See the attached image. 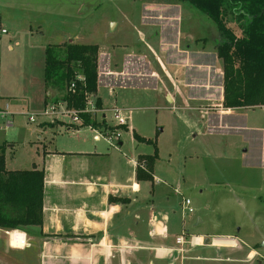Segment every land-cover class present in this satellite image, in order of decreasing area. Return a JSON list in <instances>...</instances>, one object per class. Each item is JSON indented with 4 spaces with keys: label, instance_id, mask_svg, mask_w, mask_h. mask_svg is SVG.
Wrapping results in <instances>:
<instances>
[{
    "label": "rangeland",
    "instance_id": "rangeland-1",
    "mask_svg": "<svg viewBox=\"0 0 264 264\" xmlns=\"http://www.w3.org/2000/svg\"><path fill=\"white\" fill-rule=\"evenodd\" d=\"M171 4L178 7L166 10V7H172ZM179 5L178 2L159 0H0V106L7 103L14 113L13 126L0 131V153L4 155L5 168L30 167L42 122L51 121L47 123L49 128L57 123L56 120L71 122L67 115L43 114L45 108L39 84L42 83L44 49L47 45L69 43V39L78 34L92 44L124 42L128 48L135 46L142 49L140 34L148 32V28L142 25L149 26V21L144 23L142 19H155L151 20L152 23L159 25L156 13L150 12L153 9L164 15L170 14L171 10L192 9L194 14L213 25L204 13L190 4ZM188 15L183 16L185 30L190 28V23L186 21ZM116 23L117 26L114 25ZM226 25L236 36L241 35L231 18H227ZM1 29L6 32L1 33ZM218 35L216 32L217 43ZM205 38L211 41V52L216 55V45L209 31ZM15 41L18 43L14 44ZM9 45L12 49L8 48ZM193 58L219 66L211 55H195ZM222 70L223 67H218L219 72L222 73ZM49 93L53 98L48 102L57 104L63 101L66 89H55ZM93 95L89 97L95 102ZM97 95L102 107L108 109L163 105L162 100L150 90L117 89L114 94L112 89L99 85ZM202 98L201 95L195 96L189 104L205 107V117H196L194 112L195 117L187 119V122L182 118L177 120L179 112L164 115L160 110L141 109L131 113V121L142 124L145 134L150 131L148 126L153 124L156 114L160 122L157 129L161 125L165 127L159 141L160 159L155 161V174L165 192L161 203L163 212L175 220L171 239L183 223V229L189 236L202 235L219 247L234 245L233 239L222 238L228 236L244 247V251L237 253L222 252V257L243 260L247 250L253 248L257 253L240 264H264V105L217 110L214 107L220 106ZM29 116L34 118V122L27 120ZM111 116L108 111V119ZM92 118L95 119L94 115ZM78 130L74 134L58 133L54 145L57 148H74L72 146L77 145L75 140L92 142L93 132L88 126H79ZM73 135L74 138H71ZM121 137L124 152L131 155L134 144L131 143L130 133L123 131ZM151 140L153 144L144 149L151 151L154 137ZM113 142L117 145V141ZM99 144L105 143L102 141ZM182 198L189 199L193 208V212L184 218L181 216ZM184 230L181 233L186 234ZM195 241L205 244L200 238ZM195 251L191 249L192 254H196Z\"/></svg>",
    "mask_w": 264,
    "mask_h": 264
},
{
    "label": "crops",
    "instance_id": "crops-1",
    "mask_svg": "<svg viewBox=\"0 0 264 264\" xmlns=\"http://www.w3.org/2000/svg\"><path fill=\"white\" fill-rule=\"evenodd\" d=\"M178 4L184 5L182 2ZM171 6L166 7V10L178 7ZM150 12L156 13L159 25L152 23L151 20L155 19H142L144 23L149 21V26L142 25L148 28L147 33L140 34L142 49L135 46L128 48L124 42L109 45L93 43L97 45V89L99 85H104L112 89L114 94L117 89L150 90L162 100L163 105L151 108L112 107L120 110L125 117L124 126L127 128L118 129L119 138L115 146L104 140L95 141L92 137V142L87 143L75 140L77 145L72 146L74 148H57L54 145L55 135L61 132L74 134L81 125L56 120L57 123L49 128L47 123L51 121L42 122L35 142L36 154L30 167L6 168L43 171L42 221L40 225L0 227V264H240L257 253L255 249L249 248L243 260L222 257V252L237 253L244 251V247L228 236L222 238L233 239L234 245L219 247L210 241L201 245L195 239L200 238L204 242L206 238L202 235H193V243H186L183 252H180L175 239L184 230L183 223L180 231L175 232L174 239H171L175 220L163 212L161 203L165 192L155 174V164L160 159L159 141L165 127L161 125L157 129L160 122L156 114L152 125L149 121L150 131L145 134L142 124L131 121L132 111L153 109L160 110L162 114L179 112L177 120L182 118L187 122V119L192 120L195 116L205 117V107L189 104V100L198 95L203 97L201 100L213 101L220 106L214 107L217 110L240 108L222 107L223 74L218 71L222 61L217 53L214 55L211 52V41L205 38L209 31L212 42L217 45L215 26L194 14L192 9L171 10L170 14L165 15L158 9ZM186 14H190L186 16V21L190 23L189 30H185L183 25V16ZM114 25L117 26V23ZM63 43L66 42L60 44ZM69 43L92 44L80 35L78 37V34L69 39ZM8 48L12 49V45ZM195 55H211L213 60L215 58L219 62V66L196 60L193 58ZM39 91L43 102L46 96L45 107L49 103L48 99L53 98L49 91L55 89H45L42 77ZM92 98H99L97 90ZM112 108H103L100 101L99 111L94 114L95 120H105L115 125V121L107 117ZM211 126L214 127V123ZM89 129L94 136V131ZM123 131L130 133L131 143L134 144L131 155L124 152ZM133 132L144 139H155L158 158L153 166L151 181L137 179L136 166L138 157L151 155L154 148L151 151L144 149L150 144L137 142ZM102 141L104 145L99 144ZM184 231L188 239L189 235ZM13 233L21 234L24 242L13 239ZM191 249H196V254H192Z\"/></svg>",
    "mask_w": 264,
    "mask_h": 264
},
{
    "label": "trees",
    "instance_id": "trees-1",
    "mask_svg": "<svg viewBox=\"0 0 264 264\" xmlns=\"http://www.w3.org/2000/svg\"><path fill=\"white\" fill-rule=\"evenodd\" d=\"M159 1L190 4L204 13L217 29L216 53L223 67L222 107L242 109L264 105V0ZM228 17L240 30V36L226 25ZM76 73L81 74L84 80H76L75 90L71 93L67 87ZM43 82L45 89H66L63 100L68 108L81 110L78 113L81 126L91 129L104 127L111 132L126 127H109L105 120L98 122L92 118L93 115L82 111L86 96L95 94L97 90L96 44L47 45L44 49ZM95 106L100 108L98 98ZM132 135L137 142L153 144L152 140L134 132ZM153 148L151 155L137 159L136 177L139 180H152L153 166L158 158L155 143ZM43 177V171L37 169L7 170L4 155L0 153V227L41 224Z\"/></svg>",
    "mask_w": 264,
    "mask_h": 264
},
{
    "label": "built area",
    "instance_id": "built-area-1",
    "mask_svg": "<svg viewBox=\"0 0 264 264\" xmlns=\"http://www.w3.org/2000/svg\"><path fill=\"white\" fill-rule=\"evenodd\" d=\"M6 31L4 29L1 30V33H5ZM83 82V76L79 73L75 74V77L73 80L70 81L67 91L74 92L75 90V81ZM85 108L82 110L83 112L89 113L91 115H94L97 111H99V108L95 106V102L91 100L89 95L86 96L85 100ZM43 114L44 115H50V116H57V115H67L70 117L71 122L70 123H78L81 124V120L78 116V113L81 110H75L73 108H68L66 105V102L63 100L61 102L55 103H49L44 107ZM264 111V109H263ZM111 112V121H115V125H111L108 122L106 124L109 127L114 126H124L126 124V119L121 115L120 110L116 108L110 109ZM13 115L14 113L11 111L9 105L7 103H4L0 106V131H5L6 129H9L13 126ZM29 122H34V118L32 116H29L27 118ZM94 131L93 139L95 141L98 140H104L109 145L115 146L116 143L113 142V140L117 141L119 138V132L118 129H115L113 132L109 131L108 129L102 128V129H92ZM193 208L190 206V200L187 198H182L181 201V216L184 218L185 215L192 213ZM13 239H17V241L20 243L24 242L21 234L13 233ZM175 242L177 245H179V251L183 252V246L187 244L193 243V237L188 236V239H186V234L181 233L176 236Z\"/></svg>",
    "mask_w": 264,
    "mask_h": 264
},
{
    "label": "water",
    "instance_id": "water-1",
    "mask_svg": "<svg viewBox=\"0 0 264 264\" xmlns=\"http://www.w3.org/2000/svg\"><path fill=\"white\" fill-rule=\"evenodd\" d=\"M204 242H205V243H208V242H209V239H208V238H206Z\"/></svg>",
    "mask_w": 264,
    "mask_h": 264
}]
</instances>
